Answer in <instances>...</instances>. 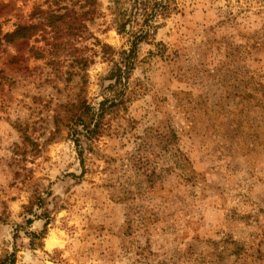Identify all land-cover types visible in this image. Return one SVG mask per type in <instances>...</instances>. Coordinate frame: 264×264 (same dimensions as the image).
Masks as SVG:
<instances>
[{"label": "rangeland", "instance_id": "rangeland-1", "mask_svg": "<svg viewBox=\"0 0 264 264\" xmlns=\"http://www.w3.org/2000/svg\"><path fill=\"white\" fill-rule=\"evenodd\" d=\"M132 1L0 0V224L43 190L77 221L65 264H264V0H163L140 41Z\"/></svg>", "mask_w": 264, "mask_h": 264}, {"label": "clouds", "instance_id": "clouds-1", "mask_svg": "<svg viewBox=\"0 0 264 264\" xmlns=\"http://www.w3.org/2000/svg\"><path fill=\"white\" fill-rule=\"evenodd\" d=\"M2 134L0 133V135ZM4 151L0 149V155H4ZM8 155L11 156L12 153L9 152ZM57 175H59V171L52 172L49 177L50 181L55 180ZM10 180H12L10 173L0 172V187L7 189ZM9 195H17V192L10 191ZM28 195L30 193H20L17 201H7L11 204L9 211L13 214L12 218L15 220V224H0V228L6 229L5 233L0 234V262H3L6 257L10 258L15 255L18 257L17 264H65L67 257L64 254L71 251L74 240L73 234L77 224L75 215L61 210L59 203H63V200L57 202L48 197L43 190L40 191L39 196L48 201L47 209L42 208L39 203L30 204L27 199ZM53 195H56L54 190ZM64 199H67V196ZM22 205L31 207V212L25 211ZM2 211L3 209L0 207V212ZM46 211L50 212L53 217L51 225H47ZM21 212L24 215H16ZM29 219L34 221L30 226L26 223ZM53 238L56 240L55 243L51 242ZM33 243L35 244L34 248L32 247Z\"/></svg>", "mask_w": 264, "mask_h": 264}, {"label": "trees", "instance_id": "trees-1", "mask_svg": "<svg viewBox=\"0 0 264 264\" xmlns=\"http://www.w3.org/2000/svg\"><path fill=\"white\" fill-rule=\"evenodd\" d=\"M167 8V3H165L163 0H133L129 14L123 17V21L119 24L118 32L131 33V30L133 29L132 27L138 26L139 35H137L136 40H145L149 30L156 29L157 25H153L154 20L152 19L158 15L166 13L165 11ZM122 54H125V52L122 51ZM126 59L127 61L129 60V54H127ZM127 61L122 67L119 64H115L114 68H112L109 74V79H115L113 84L120 80L121 74H123L125 71H128L129 65ZM109 86L111 85H108L107 87ZM116 105L118 104H115V106ZM68 106H65L63 111L65 113L66 120L70 125V135L78 141V138L81 136V134L77 127L80 126L81 131H84V135H82V137H84V139H92V136H94L96 133L94 130L89 128V125L91 124L93 117L96 115L94 114V108L87 104L86 100L83 98L78 99L75 103H69ZM103 106H105L104 103H102V107L100 108L101 112L99 115L101 114V117L105 108ZM99 115H97V117ZM57 120L59 121L58 116L55 117L54 123L57 122ZM55 124V126H57V123ZM0 264H14V262L9 258H5V260L0 262Z\"/></svg>", "mask_w": 264, "mask_h": 264}, {"label": "bare ground", "instance_id": "bare-ground-1", "mask_svg": "<svg viewBox=\"0 0 264 264\" xmlns=\"http://www.w3.org/2000/svg\"><path fill=\"white\" fill-rule=\"evenodd\" d=\"M54 239V238H53ZM54 241V240H53Z\"/></svg>", "mask_w": 264, "mask_h": 264}]
</instances>
